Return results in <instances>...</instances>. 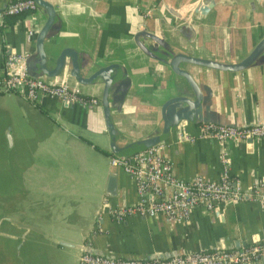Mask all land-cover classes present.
Listing matches in <instances>:
<instances>
[{"label": "crops", "instance_id": "obj_1", "mask_svg": "<svg viewBox=\"0 0 264 264\" xmlns=\"http://www.w3.org/2000/svg\"><path fill=\"white\" fill-rule=\"evenodd\" d=\"M8 1L0 0V11ZM49 1L55 16L43 40L46 67L53 68L55 56L67 47L76 54L81 77L102 66L119 71L108 90L119 145L159 133L161 107L170 97L194 98L185 79L172 71V56L183 53L232 65L264 37V0ZM45 17L41 6L12 19L2 16L0 73L7 52H26V65L35 76L64 82L98 103L85 107L44 96L32 104L17 92L0 94V131L10 144L0 166V185L6 187L0 195V234L14 245V258L10 255L11 262L0 264H76L79 244L122 257H144L237 248L261 239L264 201L258 195L264 196V138L218 141L197 135L202 122L264 120V44L238 70L179 61L177 67L191 75L201 98L192 117L171 124L160 142L161 153L184 179L217 178L224 153L229 178L238 179L249 196L212 209L195 207L179 222L143 215L115 220L104 210L97 213L101 201L130 204L138 195L122 168L108 163L111 152L100 105L104 79L98 75L79 82L67 53L60 73H42L35 35ZM181 128L195 139L179 140ZM111 174L113 193L106 190Z\"/></svg>", "mask_w": 264, "mask_h": 264}, {"label": "built area", "instance_id": "obj_2", "mask_svg": "<svg viewBox=\"0 0 264 264\" xmlns=\"http://www.w3.org/2000/svg\"><path fill=\"white\" fill-rule=\"evenodd\" d=\"M34 0H11L0 11L2 16L33 11ZM31 31H27V36ZM26 52H7L0 73V94L19 93L32 104L41 97H53L66 103H78L85 107L97 105L98 99L82 94L64 82L51 83L41 76H33L26 66ZM197 137L246 140L264 138V120L251 124L202 122ZM179 140L195 139L184 129L177 134ZM161 143L151 145L129 155L110 154L108 163L119 166L133 180L138 199L130 204L110 205L101 201L97 213L106 211L115 220L129 215L162 216L168 222L184 221L191 210L202 206L212 209L216 204L240 201L250 193L242 191L236 178L227 172V157L220 154L221 172L217 178L196 175L184 179L176 175L170 160L161 153ZM261 202L264 196L258 195ZM97 216V218L99 217ZM264 264V236L258 241L237 248H215L187 251L166 258H112L80 251L76 264Z\"/></svg>", "mask_w": 264, "mask_h": 264}, {"label": "water", "instance_id": "obj_3", "mask_svg": "<svg viewBox=\"0 0 264 264\" xmlns=\"http://www.w3.org/2000/svg\"><path fill=\"white\" fill-rule=\"evenodd\" d=\"M34 1L36 2L37 6H41L46 9V17L44 21L42 22V24L40 25V27L38 28L36 35H35V47H36L37 55L39 57V67L42 73L45 76H51V75L60 73V69L63 66L64 54L67 53L70 58L71 72L74 75L75 79H77L79 82H82V83L91 82L98 75L103 77L104 80H103L102 90L100 94V105H101L103 119H104V123H105L106 130H107V135H108V148L111 154H116V155H129L135 151H138L143 148L149 147L151 145L157 144L161 142L163 139H165L171 127V124H176L181 119H190L192 117L191 110L192 108H196L198 106L200 102L201 94H200V90L198 88L197 83L193 80L191 75L188 72L184 71L183 69H180L177 67V63L179 61H188V62L197 64V65L208 66V67L217 68V69L238 70V69L244 68L247 64H249V62L252 60L253 56L257 52V50L264 44V37H263L256 43V45L251 49V51L243 59H241L240 61L232 65H224V64L212 61L210 59L196 57L192 55H185L183 53H177L174 56H172L169 61V65L172 71L182 76L185 79L186 83L188 84L189 88L194 94V98L190 99L188 96L184 94L175 95L173 97H170L169 99L165 101V103L161 107L162 125H161V130L159 131V133L155 135L143 137L140 139H135V140L119 145L115 143V131H114V126L111 120L109 103H108L109 87L111 85L113 78L115 76L117 77L119 76V71L116 70L114 73H111L110 71H108L107 66H102V67H98L97 69L91 71L87 76L81 77L78 71L76 54L74 51H72L70 48H67V47H63L62 49H60L58 54L55 56L53 68L51 69L47 68L46 67L47 55L43 48V40L45 38L47 30L49 29L50 25L53 22V19L55 16V9H54V5L49 0H34ZM114 67H116L117 69V66L114 65ZM30 74L35 76V72H30ZM168 104H170V106H168ZM176 104H181L180 108L175 109ZM165 108H167L168 110L167 113H165ZM259 121H262V120H259ZM251 123H254V122H251ZM251 123H245V124H251ZM230 124L243 125V124H237V123H230ZM113 188H114V177L111 174L108 177V183H107L106 190L109 193H113L114 192ZM62 243L69 244L67 242H62ZM77 247L80 251H85V252H89L92 254H97V255H101L105 257H112V258H141V259H152L155 257L156 258H166L172 255H177V254H181L184 252V251L183 252H180V251L179 252H168V253L156 252L150 255H146L144 257H122L115 253H112L111 251H103L101 249H96L86 244H79L77 245ZM215 248L218 249L220 247L216 246ZM241 264H244V263H241Z\"/></svg>", "mask_w": 264, "mask_h": 264}, {"label": "rangeland", "instance_id": "obj_4", "mask_svg": "<svg viewBox=\"0 0 264 264\" xmlns=\"http://www.w3.org/2000/svg\"><path fill=\"white\" fill-rule=\"evenodd\" d=\"M7 146V147H6ZM10 146V144L7 142L6 144V139L4 137V135H2L1 131H0V166H1V161H3V157H4V153L3 151H5V148H8ZM1 173V170H0ZM6 190V187H1L0 185V195L2 191ZM8 191L10 192H15V187H8ZM3 209L1 208V196H0V217H1V211ZM1 219V218H0ZM3 225V223H0V227ZM1 232V229H0ZM14 250V245L13 242L7 238H3L0 234V262L2 263L3 261H10V255L14 258V255L11 253V251ZM11 262V261H10Z\"/></svg>", "mask_w": 264, "mask_h": 264}, {"label": "trees", "instance_id": "obj_5", "mask_svg": "<svg viewBox=\"0 0 264 264\" xmlns=\"http://www.w3.org/2000/svg\"><path fill=\"white\" fill-rule=\"evenodd\" d=\"M22 13H24V12L16 13V14H11V15H6V16H4V17H5L6 19H7V18L12 19V18H15V17L19 16V15L22 14ZM9 204H11V203H9Z\"/></svg>", "mask_w": 264, "mask_h": 264}]
</instances>
